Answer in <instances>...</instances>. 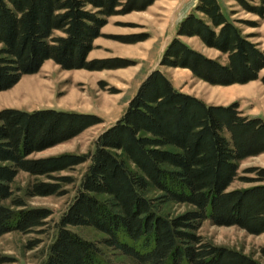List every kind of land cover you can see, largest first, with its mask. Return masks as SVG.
<instances>
[{"label": "trees", "instance_id": "16d2710c", "mask_svg": "<svg viewBox=\"0 0 264 264\" xmlns=\"http://www.w3.org/2000/svg\"><path fill=\"white\" fill-rule=\"evenodd\" d=\"M154 1L0 0V91L38 72L47 60L63 69L99 68L94 65L99 61L87 57L108 18L144 10ZM237 1L264 17V0L259 6ZM182 36H197L226 54L227 62L190 46ZM250 37L219 0H198L194 12L179 23L160 64L188 68L213 85L245 84L258 79L264 68V48ZM140 40L132 35L123 39ZM239 107L238 102L208 104L178 89L156 68L142 80L123 115L99 135L94 152L39 158L29 156L77 136L100 123V117L55 108L1 109L0 236L31 232L52 215L48 208H26L22 198L13 196L12 183L21 170L56 180H36L27 195L64 194L63 184L72 178L52 173L91 160L74 199L55 223L42 264H112L103 247L135 264H259L199 233L206 219L251 234L264 232V167L248 169L256 176L245 180L254 185L228 190L239 161L264 152V118L244 115ZM172 202L191 207L172 215L165 211ZM70 226H90L103 237L95 242Z\"/></svg>", "mask_w": 264, "mask_h": 264}, {"label": "rangeland", "instance_id": "374dc122", "mask_svg": "<svg viewBox=\"0 0 264 264\" xmlns=\"http://www.w3.org/2000/svg\"><path fill=\"white\" fill-rule=\"evenodd\" d=\"M226 15L250 39L264 48V17L249 11L237 0H219ZM251 5H261L262 0H248ZM198 0H155L144 10L116 14L108 18L102 35L95 39L94 48L87 60H97V69H63L53 60L44 62L40 70L22 76L12 88L0 91V110L7 107L33 111L55 108L95 114L101 122L86 128L77 136L32 153L29 157L39 158L62 153L91 154L97 146L99 135L112 126L125 112L129 101L136 93L142 80L153 69L160 68L174 85L187 93L203 99L208 104L228 105L239 103L244 115L264 118V84L261 77L247 84L216 86L194 76L188 68L161 65L163 53L176 37L179 23L194 12ZM59 33V32H57ZM141 39L124 42L128 36ZM182 40L208 56L227 62V55L205 46L197 37L182 36ZM2 44H0V47ZM106 65V67H104ZM104 67V68H102ZM122 155V151L116 150ZM91 160L66 170L53 172V176H68L73 182L63 184L64 194L29 196L28 188L36 181H56L44 175H33L21 170L12 183L14 197L22 198L26 208H48L52 215L47 224L31 232L11 231L0 236V264H42L56 233L55 223L60 219L74 199L81 179L87 172ZM131 167L134 164L128 160ZM252 167H264V152L239 161L238 175L228 190L247 188L255 184L245 180L254 177L248 172ZM10 205L11 200L4 201ZM191 206L186 203H169L165 211L180 214ZM81 236L98 242L103 233L90 226H70ZM199 233L215 245L238 250L264 264V232L251 234L237 225H216L211 220L203 221ZM34 246V244H36ZM103 247V246H102ZM112 264H135L105 247Z\"/></svg>", "mask_w": 264, "mask_h": 264}, {"label": "crops", "instance_id": "0c3cea01", "mask_svg": "<svg viewBox=\"0 0 264 264\" xmlns=\"http://www.w3.org/2000/svg\"><path fill=\"white\" fill-rule=\"evenodd\" d=\"M261 72V71H260ZM257 80V79H256ZM252 81H255V80H252ZM252 81H250V82H252ZM250 82H248V83H250ZM236 84H238V83H236ZM245 84H247V83H245ZM232 85H235V84H232ZM232 85H216V86H232ZM243 85V84H242Z\"/></svg>", "mask_w": 264, "mask_h": 264}, {"label": "water", "instance_id": "95a60500", "mask_svg": "<svg viewBox=\"0 0 264 264\" xmlns=\"http://www.w3.org/2000/svg\"><path fill=\"white\" fill-rule=\"evenodd\" d=\"M154 70V69H153Z\"/></svg>", "mask_w": 264, "mask_h": 264}]
</instances>
